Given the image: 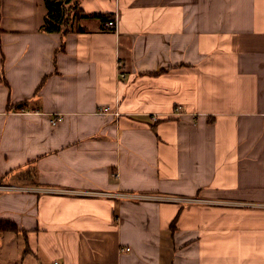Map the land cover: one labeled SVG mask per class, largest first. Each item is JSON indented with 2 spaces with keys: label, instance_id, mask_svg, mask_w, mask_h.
Here are the masks:
<instances>
[{
  "label": "crops",
  "instance_id": "0c3cea01",
  "mask_svg": "<svg viewBox=\"0 0 264 264\" xmlns=\"http://www.w3.org/2000/svg\"><path fill=\"white\" fill-rule=\"evenodd\" d=\"M78 2L0 0V264H264V0Z\"/></svg>",
  "mask_w": 264,
  "mask_h": 264
},
{
  "label": "trees",
  "instance_id": "16d2710c",
  "mask_svg": "<svg viewBox=\"0 0 264 264\" xmlns=\"http://www.w3.org/2000/svg\"><path fill=\"white\" fill-rule=\"evenodd\" d=\"M47 8L43 29L48 32H66L74 26L75 15L80 17H97L102 21L113 17L107 13H87L79 5L78 0H45ZM81 29V28H76ZM19 232L18 226L11 220L0 219V233Z\"/></svg>",
  "mask_w": 264,
  "mask_h": 264
},
{
  "label": "built area",
  "instance_id": "2783aa9c",
  "mask_svg": "<svg viewBox=\"0 0 264 264\" xmlns=\"http://www.w3.org/2000/svg\"><path fill=\"white\" fill-rule=\"evenodd\" d=\"M116 24H117V21H116V18H114V17H110L104 22V26L107 29H115ZM124 75L125 74L123 73V76ZM105 110H108V108H105ZM61 118H62L61 116L57 115L56 117H54L53 123L56 124L58 121L61 120ZM54 264H59V261H54Z\"/></svg>",
  "mask_w": 264,
  "mask_h": 264
}]
</instances>
